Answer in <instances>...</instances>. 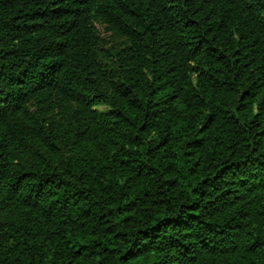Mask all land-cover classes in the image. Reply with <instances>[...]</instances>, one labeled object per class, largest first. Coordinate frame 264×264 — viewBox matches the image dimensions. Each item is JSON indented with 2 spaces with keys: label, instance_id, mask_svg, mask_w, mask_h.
<instances>
[{
  "label": "trees",
  "instance_id": "trees-1",
  "mask_svg": "<svg viewBox=\"0 0 264 264\" xmlns=\"http://www.w3.org/2000/svg\"><path fill=\"white\" fill-rule=\"evenodd\" d=\"M0 264H264V0H0Z\"/></svg>",
  "mask_w": 264,
  "mask_h": 264
},
{
  "label": "rangeland",
  "instance_id": "rangeland-1",
  "mask_svg": "<svg viewBox=\"0 0 264 264\" xmlns=\"http://www.w3.org/2000/svg\"><path fill=\"white\" fill-rule=\"evenodd\" d=\"M96 32L100 39L103 40V42L109 43L111 41L110 36L106 33L105 29L102 26L97 25Z\"/></svg>",
  "mask_w": 264,
  "mask_h": 264
}]
</instances>
